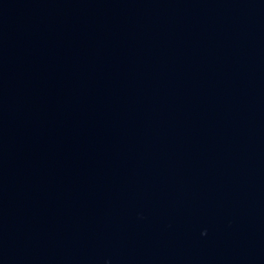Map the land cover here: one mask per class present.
I'll return each mask as SVG.
<instances>
[{"label":"water","instance_id":"water-1","mask_svg":"<svg viewBox=\"0 0 264 264\" xmlns=\"http://www.w3.org/2000/svg\"><path fill=\"white\" fill-rule=\"evenodd\" d=\"M0 264H264V0H0Z\"/></svg>","mask_w":264,"mask_h":264}]
</instances>
